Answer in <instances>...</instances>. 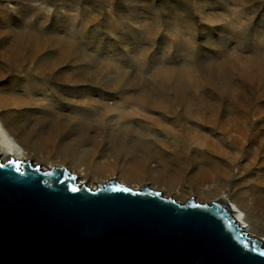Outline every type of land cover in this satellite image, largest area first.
<instances>
[{
    "label": "rangeland",
    "instance_id": "374dc122",
    "mask_svg": "<svg viewBox=\"0 0 264 264\" xmlns=\"http://www.w3.org/2000/svg\"><path fill=\"white\" fill-rule=\"evenodd\" d=\"M0 119L90 188L250 204L264 243V0H0Z\"/></svg>",
    "mask_w": 264,
    "mask_h": 264
},
{
    "label": "water",
    "instance_id": "95a60500",
    "mask_svg": "<svg viewBox=\"0 0 264 264\" xmlns=\"http://www.w3.org/2000/svg\"><path fill=\"white\" fill-rule=\"evenodd\" d=\"M0 165V264H264L221 201L181 204L112 179L93 189L66 167Z\"/></svg>",
    "mask_w": 264,
    "mask_h": 264
},
{
    "label": "bare ground",
    "instance_id": "6f19581e",
    "mask_svg": "<svg viewBox=\"0 0 264 264\" xmlns=\"http://www.w3.org/2000/svg\"><path fill=\"white\" fill-rule=\"evenodd\" d=\"M22 101L24 102V100ZM29 153L30 150L28 146L19 142L17 138L14 137L5 128L4 124L0 119V161L7 162L11 159H15L18 161L25 162L29 160ZM218 201H221L230 209L231 214L234 216L237 223L240 226H242L250 236L252 235V233L254 232L256 233V231L261 229L258 213L254 208L251 207L250 204L246 203L247 205L242 207L237 204L231 203L230 201L226 200L224 197L219 198Z\"/></svg>",
    "mask_w": 264,
    "mask_h": 264
},
{
    "label": "snow or ice",
    "instance_id": "6c2138e0",
    "mask_svg": "<svg viewBox=\"0 0 264 264\" xmlns=\"http://www.w3.org/2000/svg\"><path fill=\"white\" fill-rule=\"evenodd\" d=\"M0 167H3V165H0Z\"/></svg>",
    "mask_w": 264,
    "mask_h": 264
}]
</instances>
